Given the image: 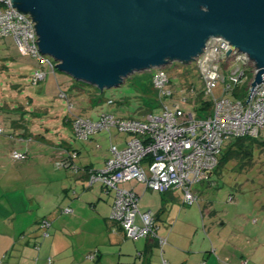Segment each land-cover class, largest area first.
<instances>
[{
  "label": "rangeland",
  "instance_id": "obj_1",
  "mask_svg": "<svg viewBox=\"0 0 264 264\" xmlns=\"http://www.w3.org/2000/svg\"><path fill=\"white\" fill-rule=\"evenodd\" d=\"M38 69L47 72L48 77L40 84H34L33 77ZM162 69L171 78V87L175 91L174 99L180 101L181 107L187 113L195 111L197 103L194 99L197 94L202 100L210 102V98L204 94L203 82L194 62L190 64L170 62ZM155 71L156 69L152 72L134 73L120 87L101 92L96 87L76 81L59 69L55 74L49 72L47 67L40 66L35 59L23 56L13 38L0 39V128L3 129V133L0 134V196L11 197L15 202L10 205L20 208L22 214L20 219H16V223L26 214L25 210L28 211L31 207L29 199L33 197L42 200H48L50 197L57 199L58 196H63V188L67 185L68 188L71 187L76 191L78 196L76 201L84 200L89 193L99 191V186L84 190L80 183H76L78 179L73 172L75 170L63 164L67 161V155L60 157L56 149L41 138H47L54 145L64 144L66 147L70 145L73 149L80 150L81 157L75 162L76 167L91 162L98 165L101 157L110 149L107 135H102L103 139L98 142L79 141L73 132L72 124L68 125V121L73 120L74 117L98 119L101 113L106 111L118 117H132L139 120H143L148 113L160 115L162 109L155 106L156 94L152 86ZM189 88H195V91L192 93ZM222 90L223 87L220 85L214 90L215 95L220 96ZM60 91L65 92L68 98H61ZM184 97L187 99L185 102L182 101ZM228 97L235 99L231 93ZM110 100L114 102L113 105L108 104ZM209 108L208 111L211 112L212 106ZM113 135L114 143L126 136L122 133L116 137L115 130ZM19 137L23 140H19ZM30 138L32 141L29 140ZM232 142L226 141L223 150H228ZM96 144L102 148H98ZM250 149L249 155H239L238 158L229 160L224 168L213 172L208 180L193 186V191L199 197L198 204L186 205L178 199L169 204L165 203L167 212L164 217H171L170 228L177 223L179 216L193 218L200 215L201 219V211L209 210L215 213L218 219L226 221L233 232H239V227L243 223L250 222L246 227L245 235L249 238L260 237L263 242L264 131L259 142L253 143ZM15 150L27 152L28 159L15 162L12 159V152ZM63 181L66 186H62ZM132 185H136L139 191L141 197L139 209L142 212H147L149 209L151 212H157L161 208L160 193L151 190L144 192V185L136 181L128 187ZM86 187H89L88 182ZM180 193L178 191L176 194ZM164 197L169 200L167 195ZM84 206L89 211L92 210L89 202H85ZM9 209L12 208L8 205L5 207L0 205V215L10 212ZM37 213L39 215L41 211ZM170 222L167 221V224ZM2 226L6 228L10 225ZM86 232L91 244L100 241L101 232L96 228L87 227ZM169 234L166 235L168 240H170ZM247 237L241 239L242 245L248 244ZM66 239L75 240L69 237ZM39 240L43 241V238L40 237ZM127 242L134 245L138 240L127 239ZM143 242L142 239L138 243ZM168 248L169 246L165 250ZM37 250L38 248L35 250L36 256ZM70 250L69 248L66 252L67 257ZM263 252L262 248L259 254H264ZM3 255L4 253L0 254L2 258ZM91 259H87L86 264H91ZM7 260L0 259L4 264Z\"/></svg>",
  "mask_w": 264,
  "mask_h": 264
},
{
  "label": "built area",
  "instance_id": "obj_2",
  "mask_svg": "<svg viewBox=\"0 0 264 264\" xmlns=\"http://www.w3.org/2000/svg\"><path fill=\"white\" fill-rule=\"evenodd\" d=\"M13 4L14 0H0V39L13 38L23 56L35 59L40 66L55 74L58 63L39 50V36L32 15L18 11ZM231 50L232 53L228 54ZM194 63L203 82L204 94L212 103L208 117L199 118L197 112L187 113L181 107L180 101L174 99L175 91L169 74L161 68L156 69L152 80L162 109L160 115L148 113L139 120L117 118L104 112L96 120L84 117L71 120L79 141H89L100 132L111 134L113 130L131 136L122 150L110 146L111 156L102 169L87 170L88 186L100 184L108 193L114 194L111 219L119 224L127 239H155L162 250L168 239L157 235L155 214L142 212L139 209L140 196L133 189H124L121 185L136 181L144 184L147 190L160 194L182 190L184 203L193 205L199 200L193 186L207 180L217 169L226 141L259 138L264 131V81L251 91L258 69L248 55L234 50L229 41L218 37L208 41ZM47 77V72L38 69L33 82L40 84ZM245 84H249V92L244 99L228 97ZM220 85L223 90L220 96H216L214 90ZM189 90L193 93L195 88ZM59 96L68 98L62 91ZM182 101H187L186 97ZM108 104L112 105L113 101H108ZM76 157L74 153L63 164L76 168L73 164ZM12 159L15 162L26 161L28 154L15 150ZM65 211L72 212L70 209ZM40 226L42 235L48 236L50 222L43 220ZM90 258H95V255Z\"/></svg>",
  "mask_w": 264,
  "mask_h": 264
},
{
  "label": "water",
  "instance_id": "obj_3",
  "mask_svg": "<svg viewBox=\"0 0 264 264\" xmlns=\"http://www.w3.org/2000/svg\"><path fill=\"white\" fill-rule=\"evenodd\" d=\"M13 7L32 15L39 50L61 72L101 92L137 72L190 64L218 37L256 64L252 92L264 81V0H14Z\"/></svg>",
  "mask_w": 264,
  "mask_h": 264
},
{
  "label": "crops",
  "instance_id": "obj_4",
  "mask_svg": "<svg viewBox=\"0 0 264 264\" xmlns=\"http://www.w3.org/2000/svg\"><path fill=\"white\" fill-rule=\"evenodd\" d=\"M77 89L82 90L81 88ZM92 119L96 120L97 118ZM68 122V125H70L71 120ZM118 134L122 133L116 131V137ZM102 135H107L110 146L114 145L119 150L124 149L131 139V136L125 134L124 138L118 139L114 143L112 131L111 134L100 132L94 135L89 142L102 140ZM21 138L19 137V140H23ZM46 139L41 138L44 142H49L60 157L67 155L66 159L68 160L76 153L77 157L73 159L74 165L81 157L80 150H75L70 145H67V147L64 144L54 145L53 142ZM29 140L32 141V138ZM96 145L98 148H102L99 144ZM110 156L109 149L101 157L98 165L91 162L82 165V167L78 166L77 169L73 168L75 170L73 172L78 179L76 183H80L84 190H91L95 186H99L97 193H89L84 200L76 201L75 199L78 197L76 191L71 187L68 188L69 185L63 181L62 186L67 185L63 188V196H58L57 199H51L50 197L48 200L36 199L35 197L29 199L31 200V207L28 211L25 210L26 214L23 217L21 216V220L16 223V219H20V214H22L19 211L20 208L10 205L15 202L11 200V197L0 196V202L2 203L0 205L3 207L8 205L12 208L9 209L10 212H4L0 215V254L4 253V257L0 256V259L6 258L7 260V257H9L5 264H86V261L90 260V256L94 254L95 258L91 259V264H164V261L167 264H264V254H259L260 249H264V241L262 242L260 237L257 236L249 238L245 235L246 227L250 225V222L243 223L239 227V232H233L226 221L218 219L215 213L205 210L201 211V219L200 215L199 217H193L196 220H193L191 216H179L177 223L170 228L172 226L171 217H164L165 212H167L165 203L169 204L177 201V199L184 203L182 190L161 194V208L157 212H153L158 226L157 235L168 239L166 235L170 232V240H168V244L163 250L155 239H143L142 244L138 243L142 239H138V242L134 245L128 243L125 232L119 224L111 219L114 194L112 192L108 193L100 184L86 187L87 170L90 168L102 169L105 161ZM130 184H133V181L122 184L121 187L133 189L139 195L137 186L128 187ZM138 184L144 185L142 183ZM143 187L144 192L148 191L145 185ZM178 191L181 193L176 194ZM164 195L169 197L168 201ZM85 202L90 203L92 210L89 211L84 206ZM66 209H70L72 212L66 213ZM38 211H41V214L38 215ZM237 216L241 217L242 215ZM43 219L51 224L48 236L42 235L40 222ZM238 219L242 220V218ZM167 221L170 223L167 224ZM257 222H255L256 225L260 226ZM18 224L20 227H18ZM2 225L10 226L5 228ZM87 227L96 228L101 232L99 242L91 244L89 235L86 232ZM40 237L43 238V241L39 240ZM66 237L75 238V240L66 239ZM245 237H247L248 244L242 245L240 241ZM68 240L69 243H67ZM167 246L169 248L165 250ZM37 248L38 255L36 256L35 250ZM69 248L71 250L69 251V257H67L66 252ZM49 260L52 263H49ZM0 264H4L3 261H0Z\"/></svg>",
  "mask_w": 264,
  "mask_h": 264
},
{
  "label": "trees",
  "instance_id": "obj_5",
  "mask_svg": "<svg viewBox=\"0 0 264 264\" xmlns=\"http://www.w3.org/2000/svg\"><path fill=\"white\" fill-rule=\"evenodd\" d=\"M248 92H249V84L244 85V87L237 89L235 93L233 94V96L236 99H244L247 96ZM156 101H157V98H156ZM196 103H197V106L195 108V112H197V116L199 118L208 117L210 114V111L208 110L210 109L209 107L212 106V103L202 100L199 94L196 97ZM151 104L153 105V102H151ZM157 104H158V101L156 102L155 106L159 107V105ZM259 138L244 137V138L233 140L231 145L228 147V150L226 151L223 150V153L219 160V165L215 171L221 170L222 168L226 166V163L229 160L236 159L238 158L239 155H246V156L249 155L251 152L250 148L253 146V143L259 142Z\"/></svg>",
  "mask_w": 264,
  "mask_h": 264
}]
</instances>
